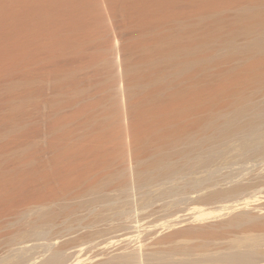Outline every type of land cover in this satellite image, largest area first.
Returning <instances> with one entry per match:
<instances>
[{
	"label": "rangeland",
	"instance_id": "1",
	"mask_svg": "<svg viewBox=\"0 0 264 264\" xmlns=\"http://www.w3.org/2000/svg\"><path fill=\"white\" fill-rule=\"evenodd\" d=\"M175 1L0 0V264L264 259V76L241 80L264 54L222 42L257 0ZM207 33L211 61L162 91L135 86L154 63L172 69L160 43ZM200 211L226 214L189 223Z\"/></svg>",
	"mask_w": 264,
	"mask_h": 264
},
{
	"label": "bare ground",
	"instance_id": "2",
	"mask_svg": "<svg viewBox=\"0 0 264 264\" xmlns=\"http://www.w3.org/2000/svg\"><path fill=\"white\" fill-rule=\"evenodd\" d=\"M50 1L54 5L64 7L70 4L72 0H70V2L68 0L67 1L64 0V2L62 0H50ZM185 1L189 2L191 0H185ZM202 1H204L209 7H217L218 4H221L222 2L227 3L231 0H202ZM152 3L155 8L163 10V9H169L173 7L176 4V1L175 0H152ZM36 5L37 4H35L34 6L36 7ZM262 5H261V1H258V0L257 2L248 4L245 8H243L239 12V14L237 15V18L229 26V32H230L229 37L222 40V42L225 43L227 47H229V53L238 54V55H245V54L246 55H256V54L258 55V53H260V55L264 54V6ZM40 7H42V5ZM146 7L147 6H144V4H141V5H137L136 9L139 12L144 13ZM1 17H0V20L3 18ZM5 18H8V17L4 16V19ZM4 19L2 20L3 21L2 24H4ZM77 22L78 21L74 23L72 22V24H70L71 30H76V28L79 27ZM2 24L0 25H1V28L4 30L0 28L1 30L0 38L1 36L2 38H4L3 36L6 35V33L8 34V32L5 30ZM238 34H250L252 35V37L247 43L238 47L233 42V38H232ZM7 37H5V39ZM211 37H212V33H207V35L197 38L192 43H184L178 39H174L170 42L168 41L170 44L167 41L166 42L164 41V44L160 43L161 45H164V47H161V50H162L160 54L161 58L160 57L159 58L162 60L163 58L164 60L166 59V61H168V64H171L172 69L170 71H167V69L165 70L161 68L159 69V67H157L155 63L154 64L156 66L152 63L153 65H151L148 75L146 76L137 75L135 77V86H137V88L139 89H144L146 87L155 85L157 83L164 82V84H161L160 86L161 91L163 89L174 86L175 82L178 81L179 78L181 77L180 75L182 72L184 73V71L186 72L195 67L208 63L209 61L212 60V55L211 53H209V46H208V42ZM167 43L168 45L166 46ZM8 49L10 48H7V50ZM29 53L27 51L26 54L24 55H27ZM9 61L12 64L13 61L8 60V62ZM22 61H24V58L16 59L13 64L17 63L16 65H18V63L20 64L22 63ZM10 63L8 64L11 65ZM157 64H158V61H157ZM156 67L158 69H156ZM244 71H245V74L244 73L243 74L245 76L244 77L241 76V80L245 83L250 82L253 79H259L263 77L264 76V59L262 60L255 59L252 65L249 67V69L244 70ZM165 77H167L168 80L162 81L163 80L162 78H165ZM239 80L240 78H238V81ZM234 87H235L234 81H233V84L231 85L215 87L211 95V98L221 96L226 93H233L235 91ZM189 100H184V102L187 104ZM164 124L171 127V129L173 128L172 130H174L176 128L175 126L177 125V122L174 120H165ZM69 174H70V171H69ZM61 177H62L61 181L64 180L65 183H69L71 181L67 178L68 177L67 173H65ZM249 207H250L249 203L247 202L245 206L243 207L234 208V212L238 210H242V209L248 210ZM232 212L233 211L227 212V215H230ZM225 214H226L225 212L200 211L199 213H197V215L194 218L191 217L192 220L189 223H192L195 225H204L208 222L222 219V217ZM188 219L189 217L187 219L185 218L184 221L188 222ZM229 258L230 259L227 262L228 264H264V259L253 263L252 262L253 258L250 257L249 255H233L232 257L230 256Z\"/></svg>",
	"mask_w": 264,
	"mask_h": 264
}]
</instances>
